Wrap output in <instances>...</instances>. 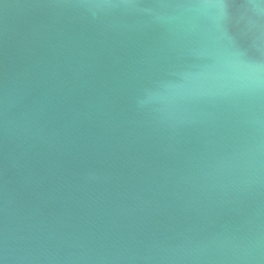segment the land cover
<instances>
[{"label":"water","instance_id":"95a60500","mask_svg":"<svg viewBox=\"0 0 264 264\" xmlns=\"http://www.w3.org/2000/svg\"><path fill=\"white\" fill-rule=\"evenodd\" d=\"M0 264H264V0H0Z\"/></svg>","mask_w":264,"mask_h":264}]
</instances>
